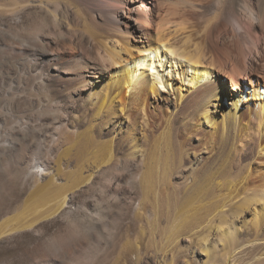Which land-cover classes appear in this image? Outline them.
Instances as JSON below:
<instances>
[{
  "label": "bare ground",
  "instance_id": "1",
  "mask_svg": "<svg viewBox=\"0 0 264 264\" xmlns=\"http://www.w3.org/2000/svg\"><path fill=\"white\" fill-rule=\"evenodd\" d=\"M263 5L96 0L94 12L79 10L87 13L84 25H74L62 53L31 40L36 59L61 61L44 72L67 110L64 117L63 105L51 104L58 167L46 163L34 193L55 202L31 218L8 220L0 236L34 227L77 192L101 185L173 248L188 241L191 224L217 218V229L202 231L194 258L264 264ZM207 13L212 17L202 19ZM63 172L75 177L65 192L56 183Z\"/></svg>",
  "mask_w": 264,
  "mask_h": 264
},
{
  "label": "rangeland",
  "instance_id": "2",
  "mask_svg": "<svg viewBox=\"0 0 264 264\" xmlns=\"http://www.w3.org/2000/svg\"><path fill=\"white\" fill-rule=\"evenodd\" d=\"M95 2L0 0V228L8 220L31 218L55 202L34 199V193L46 163L58 167L51 104L63 105L60 113L64 117L67 110L55 81L44 72L61 61L49 65L46 58L36 59L31 40L40 38L45 49L62 53L74 28L82 29L80 17L95 11ZM14 11L18 14L13 15ZM207 14L202 19L212 17ZM77 167L75 160L70 163L69 168L77 172L75 177L80 174ZM75 177L63 172L56 183L65 186V192L75 185ZM81 191L58 214L43 218L32 228L0 236V264H207V255L194 258L192 249L200 247L203 230L207 234L218 228L219 219L191 224L185 235L188 241L173 248L168 236L157 233L154 238L147 218L138 220L133 208L115 203L110 197L113 188L103 192L96 185ZM151 211L149 208L148 213Z\"/></svg>",
  "mask_w": 264,
  "mask_h": 264
}]
</instances>
